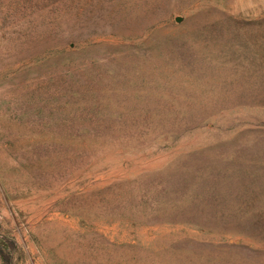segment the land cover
<instances>
[{
    "label": "rangeland",
    "instance_id": "rangeland-1",
    "mask_svg": "<svg viewBox=\"0 0 264 264\" xmlns=\"http://www.w3.org/2000/svg\"><path fill=\"white\" fill-rule=\"evenodd\" d=\"M0 264H264V0H0Z\"/></svg>",
    "mask_w": 264,
    "mask_h": 264
}]
</instances>
